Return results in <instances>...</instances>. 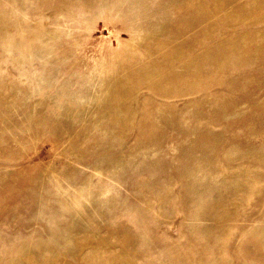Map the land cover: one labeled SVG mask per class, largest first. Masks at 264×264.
I'll list each match as a JSON object with an SVG mask.
<instances>
[{"label": "rangeland", "instance_id": "obj_1", "mask_svg": "<svg viewBox=\"0 0 264 264\" xmlns=\"http://www.w3.org/2000/svg\"><path fill=\"white\" fill-rule=\"evenodd\" d=\"M0 264H264V0H0Z\"/></svg>", "mask_w": 264, "mask_h": 264}]
</instances>
